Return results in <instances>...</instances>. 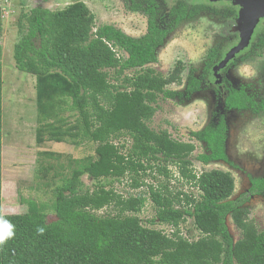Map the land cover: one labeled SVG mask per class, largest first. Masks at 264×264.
Returning a JSON list of instances; mask_svg holds the SVG:
<instances>
[{
	"label": "trees",
	"instance_id": "1",
	"mask_svg": "<svg viewBox=\"0 0 264 264\" xmlns=\"http://www.w3.org/2000/svg\"><path fill=\"white\" fill-rule=\"evenodd\" d=\"M143 3L150 17L140 38L112 24L96 27L93 13L79 0L56 11L36 5L20 16V36L12 58L18 71L35 77L42 119L60 124L54 135L64 133L76 144L81 140L95 144L92 159L72 169L56 186L55 219L50 222L34 202L25 213L2 212L0 45V218L14 225V236L0 245V264H264V228L258 230L248 219L246 207L250 196L264 189V181H255L247 192L231 199L235 184L230 173L212 169L196 174L191 167L193 143L174 140L166 130L156 132L148 126L159 96H184L166 88L181 82L184 65L178 61L167 76L147 65L156 62V50L166 36L204 7L180 0L166 13L159 10L156 0H131L128 7L135 11ZM212 12L232 15L226 9ZM158 13L166 17L159 18L161 23ZM129 70L132 75H127ZM197 89L199 82L190 75L187 90ZM68 112L75 120L63 128L67 121L63 115ZM190 135L209 144L210 153L197 155L196 160L207 164L226 159L223 136L216 127L191 131ZM121 136L131 140L127 153L122 151L123 144L115 142ZM167 163L199 192L197 196L184 194L183 204L180 192L173 194L167 185H148L155 208L151 222L173 227L170 235L144 226L136 215L145 204L143 194L124 197L112 188L126 174L131 176L130 187L140 188L145 183L139 175L147 176L154 165L159 174L169 178ZM83 176L92 188L85 185ZM106 206L117 213L97 215ZM228 216L240 230L236 241L226 225ZM187 217L200 234L197 239L180 233L179 226ZM38 228L44 229L42 234Z\"/></svg>",
	"mask_w": 264,
	"mask_h": 264
},
{
	"label": "rangeland",
	"instance_id": "2",
	"mask_svg": "<svg viewBox=\"0 0 264 264\" xmlns=\"http://www.w3.org/2000/svg\"><path fill=\"white\" fill-rule=\"evenodd\" d=\"M77 0H0L2 11L1 68H2V212L4 214L25 213L30 202L36 203L47 213V221L55 219L53 214L54 191L68 176L72 169L86 164L94 156L95 144L81 140L74 143L68 134H55V127L59 123L51 124L42 119L38 110L35 77L20 72L15 67L12 54L13 46L19 39L20 16L27 13L36 5H41L51 11L61 10ZM93 13L95 26L112 24L125 34L140 38L146 32V14L143 11H132L128 6L130 0H79ZM136 1V0H134ZM170 7L178 0H164ZM189 5H204L207 8H234L235 18L222 19L205 11L193 19L181 22L178 28L170 34L164 44L156 50V62L147 65L155 73L167 76L178 61L184 65L181 82L168 85L170 90L182 91L188 71L202 74L204 64L208 63L210 50L224 43L228 44L220 56L217 67L224 66L245 47L235 52L225 60L231 50L240 44L243 29L246 24V12L242 6L233 0H180ZM251 38V36H250ZM236 43L232 46L230 42ZM250 41V39H249ZM262 56L250 55L244 63L235 66L237 74L243 71H262L264 68V50ZM119 54L125 56L124 52ZM132 75L133 70L126 72ZM113 82V80H111ZM259 86V85H257ZM260 87V86H259ZM194 94L189 100L179 98L158 97L155 103L156 112L148 122V126L158 132L166 130L169 135L178 141L188 142L190 131L201 129L212 111L213 94ZM66 122L63 128L75 120V115L68 112L63 115ZM231 123L228 140V157L234 167L219 163L202 165L196 156L207 150L200 142H194V152L191 156L193 171L200 174L202 171L219 169L231 174L235 180L231 199L237 198L246 187L245 175H260L264 173V117H255L239 112H231L228 116ZM57 137H54V136ZM117 145H124L123 152L129 151L131 140L128 136H121L115 140ZM164 165L163 163L160 164ZM170 172L169 178L159 174L154 165L147 176H140L144 180L140 188L130 187L131 176L126 174L119 181L112 184V188L120 195L143 194L146 201L142 209L136 213L144 226L160 229L170 235L173 227L165 224L152 223L155 217V208L149 199L148 185H167L175 194L180 192V199L185 203L184 194L198 195V190L179 176L172 164H166ZM258 169V170H257ZM87 187L92 183L82 177ZM248 219L254 222L258 230L264 228V197H254L247 204ZM97 215H115L117 212L112 206L96 212ZM125 215H130L126 213ZM228 231L236 241L240 238V230L233 224L230 216L226 218ZM184 237L197 239L200 234L195 229L192 218L179 226Z\"/></svg>",
	"mask_w": 264,
	"mask_h": 264
},
{
	"label": "flooded vegetation",
	"instance_id": "3",
	"mask_svg": "<svg viewBox=\"0 0 264 264\" xmlns=\"http://www.w3.org/2000/svg\"><path fill=\"white\" fill-rule=\"evenodd\" d=\"M136 1L144 2V0H136ZM156 1L159 4V10L162 13L168 12L169 8H171L172 6L171 5L170 7H167L164 0H156ZM129 2H131V0ZM203 7L204 9H202L197 15H199L202 12L208 11L222 19H227L231 17L235 18L236 16L234 8L227 7L226 10L232 11V15L230 17H223L220 14H217L212 11L215 10L222 12L223 10H225V8L217 9L211 7V9L210 8L205 9L207 7L204 5ZM136 11L138 12L143 11L146 14L147 17L146 28H147L148 20L150 17L147 7H144V3H143L137 8V10H135V12ZM197 15H195V17ZM159 18L166 19V17L158 13L157 21L161 23V21H159ZM193 18H186L181 22ZM168 36H166V38ZM166 38L164 39V41L166 40ZM224 44H228V42L225 41L224 43H221L220 45L215 46L210 50V52L208 53V63L204 64V68L202 69L203 71L201 75L197 76L195 71L193 70L188 71L184 83V89L182 91H179V92H183L184 96L179 99L189 100L194 94H198V93H203L207 95L206 96L207 98H209L208 93L211 92V94H213V100H212L213 109L209 113V118L205 123V125L201 129L196 131L205 130L206 128L209 127H216L219 133H221L223 136V151L226 159L225 160L218 159L215 161H211L207 164H203L198 160L197 161L202 165L219 163L224 166L234 167L233 163L229 160L227 153V151L229 150L228 140H229L230 128H231V123L228 120L229 114L231 112H239L240 114H244V117H246L247 115H252L255 117H259V116L264 117V69L262 71H255V72L243 71L241 74L239 73L237 74L236 73L237 69L235 68V66L238 65L239 63H244V61L250 55H255L258 57L262 56L263 54L262 51L264 50V16H261L258 19V22L253 29L250 41L248 42L247 46L241 52L236 54V56L232 60L227 62L224 66L217 67V64L221 59L220 56L222 55V52H224V48L227 46ZM230 44H232L233 46L236 43H233L232 41L230 42ZM212 56L214 57L211 58ZM262 68H264V66ZM190 75L193 76V79L199 82V89L189 93L187 88L189 86ZM257 85H259L260 87ZM174 98H178V97L176 96ZM241 103L243 104L240 105ZM190 133L191 131L189 132V137L192 140H189L188 142L193 143V145L194 142L202 143L205 146V149L207 150L205 153L202 154L208 155L210 153L209 144L204 140H198L192 137ZM245 176H246L245 177L246 187L243 193L247 192L250 189V187L254 185L255 181H264V173L260 175L246 174ZM254 197H264V189H262L260 193L252 194L250 196L249 201Z\"/></svg>",
	"mask_w": 264,
	"mask_h": 264
},
{
	"label": "water",
	"instance_id": "4",
	"mask_svg": "<svg viewBox=\"0 0 264 264\" xmlns=\"http://www.w3.org/2000/svg\"><path fill=\"white\" fill-rule=\"evenodd\" d=\"M242 6V12H246V24L243 29L240 44L233 48L225 60H228L233 54L243 47L247 46L250 36L253 32L258 19L264 16V0H233Z\"/></svg>",
	"mask_w": 264,
	"mask_h": 264
},
{
	"label": "clouds",
	"instance_id": "5",
	"mask_svg": "<svg viewBox=\"0 0 264 264\" xmlns=\"http://www.w3.org/2000/svg\"><path fill=\"white\" fill-rule=\"evenodd\" d=\"M14 225L9 221L0 218V245H3L7 240L14 236ZM38 233L42 234L44 229L38 228Z\"/></svg>",
	"mask_w": 264,
	"mask_h": 264
}]
</instances>
